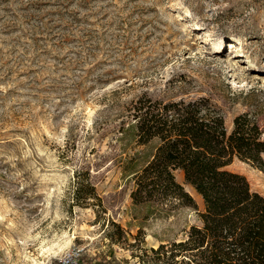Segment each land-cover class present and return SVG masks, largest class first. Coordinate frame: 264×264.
Returning <instances> with one entry per match:
<instances>
[{
  "label": "rangeland",
  "instance_id": "rangeland-1",
  "mask_svg": "<svg viewBox=\"0 0 264 264\" xmlns=\"http://www.w3.org/2000/svg\"><path fill=\"white\" fill-rule=\"evenodd\" d=\"M144 93L209 95L233 142L251 145L252 123L264 138V0H0V264H56L69 249L76 264H161L151 247L200 224L180 170L197 209L132 203L123 166L156 145L137 143L129 115ZM258 156L227 169L264 196ZM77 174L94 189L84 203Z\"/></svg>",
  "mask_w": 264,
  "mask_h": 264
},
{
  "label": "trees",
  "instance_id": "trees-1",
  "mask_svg": "<svg viewBox=\"0 0 264 264\" xmlns=\"http://www.w3.org/2000/svg\"><path fill=\"white\" fill-rule=\"evenodd\" d=\"M129 115L138 144L156 140L142 165L131 156L123 166V173L134 181L133 205L197 209L193 196L175 179V170L202 199L200 224L190 225L180 240L151 247L161 264H264V196L250 189L244 175L227 169L235 154L259 159L264 138L258 126L251 125V145L242 137L233 142L222 107L205 94L163 100L144 93L132 100ZM242 119L236 117V125L245 124ZM93 196L92 184L77 174L74 202L84 203ZM112 225L115 240H121L123 231Z\"/></svg>",
  "mask_w": 264,
  "mask_h": 264
},
{
  "label": "built area",
  "instance_id": "built-area-1",
  "mask_svg": "<svg viewBox=\"0 0 264 264\" xmlns=\"http://www.w3.org/2000/svg\"><path fill=\"white\" fill-rule=\"evenodd\" d=\"M80 256V249H69L58 260L60 264H76Z\"/></svg>",
  "mask_w": 264,
  "mask_h": 264
},
{
  "label": "bare ground",
  "instance_id": "bare-ground-1",
  "mask_svg": "<svg viewBox=\"0 0 264 264\" xmlns=\"http://www.w3.org/2000/svg\"><path fill=\"white\" fill-rule=\"evenodd\" d=\"M53 253L57 255V252H56V251H55V252H53Z\"/></svg>",
  "mask_w": 264,
  "mask_h": 264
}]
</instances>
